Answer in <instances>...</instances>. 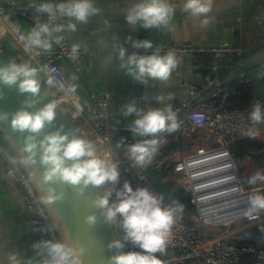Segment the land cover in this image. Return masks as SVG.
<instances>
[{"label": "built area", "instance_id": "2783aa9c", "mask_svg": "<svg viewBox=\"0 0 264 264\" xmlns=\"http://www.w3.org/2000/svg\"><path fill=\"white\" fill-rule=\"evenodd\" d=\"M45 0H0V28L4 35L12 38L24 51L36 69L48 80L59 94V100L74 113L80 123L86 124L91 134L100 141L109 155L108 162L118 171L116 183L106 182L105 194L111 192L110 205L118 203L117 193L128 183L133 188L147 189L162 200L163 207H170L137 168L128 152L129 146L142 143L146 139H156L158 150L151 163L146 165L154 170L162 168V182H172L174 189L183 190L190 196V203L196 213V223L175 210V223L171 229L169 243L165 253H156L163 264H264V237L261 245L239 244L242 232L264 224V210L254 213L255 219H249L245 213L250 207L248 197L263 194L264 185L254 186L248 183L241 169L237 153L233 149L247 131L254 132L250 114L256 104L264 110V104L254 94L248 96L242 86L252 89L247 76L239 81H225L217 74L207 77L201 85L191 84L188 95L178 101L172 110L177 114L180 124L178 131L171 134L162 132L156 136L142 137L133 134V124H110L109 95L91 96V104L83 105L79 94L69 83L60 62L67 61L73 71L79 72V48L76 58H72V44L66 31L56 32L62 36L60 44L50 40L48 50L27 49L26 38L40 24L50 27L64 26L65 19L57 13V19L50 21L47 13L36 11V7ZM187 13V12H186ZM18 16L28 24V32H23L20 24L9 21L8 16ZM189 18V13H187ZM160 50V55L169 51L176 57L187 56L193 60L203 58L226 59L232 56L233 72L243 68V50L236 45L221 43L211 47H198L191 43L182 45L154 46L150 49L130 48L129 55L135 53L149 56ZM194 69L209 68L208 64L196 63ZM238 75V74H237ZM139 109L147 111V87L145 82L137 81V91L132 96ZM136 116V114H134ZM189 141H194L190 144ZM99 158V156H98ZM0 167L5 175L16 185L22 195L24 207L31 225L39 230L43 241L60 243V238L50 222L46 210L39 200L28 176L17 160L0 139ZM123 217L117 215L112 222L114 232L128 252L144 253L142 249L125 239L122 226ZM191 223L196 225H191ZM221 230H223L221 232ZM213 234V235H210ZM50 259V257H49Z\"/></svg>", "mask_w": 264, "mask_h": 264}, {"label": "clouds", "instance_id": "9594fccd", "mask_svg": "<svg viewBox=\"0 0 264 264\" xmlns=\"http://www.w3.org/2000/svg\"><path fill=\"white\" fill-rule=\"evenodd\" d=\"M183 10L192 16H200L211 10V0H185ZM36 11L47 13L50 21L67 16L70 22L66 28L75 31L77 23H86L91 15L96 14L99 9L95 8L92 0H69L68 3L53 5L42 3L36 7ZM174 8L169 6L166 0H142L127 11L126 20L130 26L135 28L139 24L144 29L166 27L171 17L174 15ZM75 20L76 23L71 22ZM207 24V20L204 21ZM64 26L50 27V24H40L32 30L26 38V48H39L48 50L51 48L50 40H55L60 44L64 39L62 36H54L56 32L64 31ZM131 39V38H129ZM80 45H72V58H76ZM133 47L150 49L152 43L144 41H134ZM119 59L121 68L134 80L145 82L146 79L166 82L172 72L177 68L179 61L174 52L169 51L166 55H160V50L149 56L127 53L124 48L119 49ZM37 70L27 64H10L8 67L0 68V82L8 86L18 84L19 91L37 95L40 91V83L36 79ZM19 82V83H18ZM48 84L53 83L52 78L48 79ZM161 102L164 97H157ZM55 104H48L45 108L35 114L27 111H20L15 114L12 120L14 130L21 132L27 130L31 133H39L46 123H51L55 118ZM136 114L138 117L130 126L131 132L142 137L156 136L162 132L169 134L176 132L180 128L177 114L172 108L150 109L144 111L139 109L135 102H130L124 106L123 115L125 117ZM6 118V117H4ZM252 123H264V110L260 104H256L250 114ZM249 137H255L256 132L251 130L244 133ZM35 148V144L29 146V151ZM44 155L42 162L50 165L46 174V180L59 178L72 185L81 183L87 187L89 185L102 186L106 182L116 183L118 181V171L114 164H110L96 155L94 146L81 139H73L68 142L67 136L59 133L46 137L43 142ZM158 150L156 139H146L142 143L129 146L128 152L136 164L146 166L151 163L153 156ZM87 159H83V158ZM67 161H73L70 167H66ZM25 164L28 161H24ZM257 181L264 182V174L257 172L250 177L248 183L255 185ZM112 193L108 192L101 196L95 203L98 208L104 209L106 221H115L117 215L123 217L122 226L125 230V239L144 251L128 252L113 257L114 264H163L156 257V253H165L169 243L171 229L175 223V209L163 207L162 200L147 189L133 190L130 184L125 183L123 190L117 193L118 203L110 205L109 198ZM52 197L47 202H51ZM250 207L245 213L249 219H255L254 213L264 210V194H253L248 197ZM95 217H89L88 223H95ZM35 248L47 249L50 259L44 264H82L80 254L73 248L64 244L42 241ZM110 248L122 249L124 245L120 241H114ZM15 260V257H11Z\"/></svg>", "mask_w": 264, "mask_h": 264}, {"label": "crops", "instance_id": "0c3cea01", "mask_svg": "<svg viewBox=\"0 0 264 264\" xmlns=\"http://www.w3.org/2000/svg\"><path fill=\"white\" fill-rule=\"evenodd\" d=\"M45 1L53 5L69 2ZM141 2L92 0L99 11L91 15L86 23H77L75 31L67 30L70 18L63 17L66 34L72 44L80 45L83 55L80 57L78 73L73 71L67 61L60 62V66L83 105L89 106L93 95H109L110 124H131L138 118L134 114L127 117L123 115L124 106L132 102V96L137 91V81L121 68L119 59V49L133 48L134 41L147 40L154 46L191 43L198 47L228 43L243 50L244 63L258 55L262 57L261 63H264V0H211L208 13L200 16L189 14V18L183 10L185 0H166L174 8V15L166 27L158 29H144L139 24L133 28L128 24V9ZM8 19L20 24L23 32L29 34L26 21L14 15H9ZM205 20L207 24H204ZM71 22L76 23L74 19ZM4 43L7 49L16 53L9 38L4 39ZM176 58L178 66L168 81L146 79L147 111L169 106L172 108L188 95L191 84L201 85L207 77L215 74L212 67L217 68L216 73L225 81L231 78L239 81L237 77H241L233 72L232 56L221 60L201 57L197 61L187 56ZM196 63L208 64L211 69H194ZM160 96L164 97L163 102L157 99ZM253 128L257 133L254 138L244 137L239 141H264V123L255 124ZM252 161L246 160L244 163L247 168L245 172L242 171L249 178L256 174L257 167ZM42 241L39 230L29 221L21 193L0 167V264H44L49 259L47 249L34 247ZM261 244L262 241H257V245ZM11 257H15V260ZM242 264H246V261Z\"/></svg>", "mask_w": 264, "mask_h": 264}, {"label": "water", "instance_id": "95a60500", "mask_svg": "<svg viewBox=\"0 0 264 264\" xmlns=\"http://www.w3.org/2000/svg\"><path fill=\"white\" fill-rule=\"evenodd\" d=\"M2 37L0 68L15 63L17 65L27 64L36 69L12 38L6 35ZM7 38L15 46L16 53L7 49L4 43V39ZM261 62L260 55L251 57L245 61L243 68L237 74L242 77L247 76L251 80L254 96L264 104V63ZM36 79L40 83V91L37 95L22 94L18 84L10 87L0 82V139L28 176L61 244L75 249L80 254L82 264H114L112 258L126 252L124 248L109 247L119 239L116 237L112 222L106 221L105 210L98 208L95 203L105 195L104 187L93 185L85 187L82 183L72 185L59 178L51 181L46 180V174L51 167L42 162L43 142L46 137L59 133L62 136H67L68 142L73 139L84 140V137L77 131L79 119L65 103L59 100L57 90L48 84V80L38 70ZM48 104L56 105V115L54 120L51 123H46L39 133H31L27 130L21 132L13 129L12 120L16 113L27 111L30 114H35ZM31 144H35V148L29 151ZM24 161H28V163L25 164ZM72 163L73 161H67L65 166L70 167ZM136 165L164 202L184 216L192 217L193 212L173 196L174 184L169 181L162 182L161 167L154 170L148 166ZM50 196L52 197L51 202H47ZM92 216L96 218L95 223L89 224L88 218ZM238 237L253 239L254 236L244 231L238 234Z\"/></svg>", "mask_w": 264, "mask_h": 264}, {"label": "trees", "instance_id": "16d2710c", "mask_svg": "<svg viewBox=\"0 0 264 264\" xmlns=\"http://www.w3.org/2000/svg\"><path fill=\"white\" fill-rule=\"evenodd\" d=\"M242 88H244L248 96L253 95L252 89L246 88V86L244 85L242 86ZM233 149L237 153L240 164H242L245 159H251L256 162L257 169L264 173V141L241 140L234 146ZM172 194L180 203L193 211L190 206V197L185 194L183 190L173 189ZM248 234L253 235V239H244L243 241H239V244L248 243L251 245H257V241L259 242L260 237L264 236V224L249 229Z\"/></svg>", "mask_w": 264, "mask_h": 264}, {"label": "bare ground", "instance_id": "6f19581e", "mask_svg": "<svg viewBox=\"0 0 264 264\" xmlns=\"http://www.w3.org/2000/svg\"><path fill=\"white\" fill-rule=\"evenodd\" d=\"M4 30L0 28V44L3 42ZM77 131L84 137V140L88 143H91L96 151L97 157L100 159H104L106 161L109 160V155L107 151L103 148L100 141H98L93 134H91L89 127L84 123H79L77 126ZM102 187H104L102 185Z\"/></svg>", "mask_w": 264, "mask_h": 264}, {"label": "rangeland", "instance_id": "374dc122", "mask_svg": "<svg viewBox=\"0 0 264 264\" xmlns=\"http://www.w3.org/2000/svg\"><path fill=\"white\" fill-rule=\"evenodd\" d=\"M189 143H191V144H193L194 143V141H189ZM246 160H249V159H245V161H243L242 162V164H240V166H241V169H242V171L243 172H245V168H247V166H245V163H246ZM245 162V163H244ZM253 162V164H255L256 166H257V164H256V162L255 161H252ZM244 163V164H243ZM255 172L257 173V172H261L262 174H264L262 171H260V170H258L257 168L255 169ZM247 173V172H246ZM251 174V173H250ZM260 185H264V182H260V181H257V183L254 185V186H260ZM175 190V189H174ZM173 191V190H172ZM186 194V193H185ZM188 195V194H187ZM189 196V195H188ZM190 197V196H189ZM191 206V208H192V212H193V215H192V219L193 220H195V223H196V213H195V211H194V207L192 206V205H190ZM191 225H196V224H194V223H191ZM197 226V225H196ZM197 228L200 230V228L197 226ZM223 230H221V232H222ZM210 235H213V234H210ZM239 242V241H238ZM247 242H249V241H247ZM246 244H248V243H246Z\"/></svg>", "mask_w": 264, "mask_h": 264}]
</instances>
